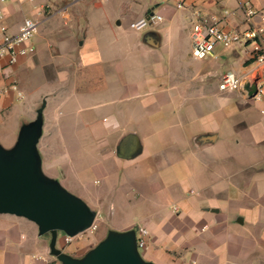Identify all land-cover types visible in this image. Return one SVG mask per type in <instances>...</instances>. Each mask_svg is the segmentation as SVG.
I'll return each instance as SVG.
<instances>
[{
  "label": "crops",
  "instance_id": "1",
  "mask_svg": "<svg viewBox=\"0 0 264 264\" xmlns=\"http://www.w3.org/2000/svg\"><path fill=\"white\" fill-rule=\"evenodd\" d=\"M98 1L139 16L129 23L136 31L121 36L101 9L102 36L88 34L96 19L86 10L101 7L94 0L1 4L11 34L25 18L39 20L34 52L13 64L0 58V85L16 84L0 96L1 150L13 151L40 112L41 177L85 200L104 231L66 242L64 232L41 234L0 213V264H62L59 254L84 264L137 226L148 230L140 263L264 264V100L218 89L225 71L245 77L264 37L196 59L191 23L181 36L163 0L149 1L162 19L139 29L130 24L151 14L147 3ZM185 1L192 19L197 7L224 30L247 27L248 0ZM250 1L264 11V0Z\"/></svg>",
  "mask_w": 264,
  "mask_h": 264
},
{
  "label": "water",
  "instance_id": "2",
  "mask_svg": "<svg viewBox=\"0 0 264 264\" xmlns=\"http://www.w3.org/2000/svg\"><path fill=\"white\" fill-rule=\"evenodd\" d=\"M243 88L251 97L256 88L245 83ZM40 112L36 120L24 128L13 151L0 149V213L25 217L37 224L41 234L62 231L74 236L89 228L94 215L76 196L58 184L44 180L38 173L39 157L36 142L39 135ZM62 264H80L59 254ZM84 264H145L122 240H109L98 245Z\"/></svg>",
  "mask_w": 264,
  "mask_h": 264
},
{
  "label": "built area",
  "instance_id": "3",
  "mask_svg": "<svg viewBox=\"0 0 264 264\" xmlns=\"http://www.w3.org/2000/svg\"><path fill=\"white\" fill-rule=\"evenodd\" d=\"M7 1L8 0H0V58L6 57L8 63L13 64L20 56H25L34 52L31 39L37 31L39 20L25 18L17 34L9 33L4 23V12L1 6L2 3ZM183 6L184 0H179L176 3L177 8ZM242 9L247 27L244 29L224 30L218 25L216 20L207 18L202 14L201 10L197 7H193V21L191 22L190 29L192 56L196 59H203L212 55L217 46L230 48L236 44L254 42L257 39L263 38L264 11L255 8L250 0L242 5ZM255 18H257V21H255ZM161 19L162 16L160 14L151 13L146 19L143 18L130 25L131 27L139 29L148 21L153 22ZM245 83L255 85L256 90L251 98L257 101L264 100V52H260L255 56L254 66L247 72L245 77L239 76L230 70L221 74L218 80V89L221 91L242 90L247 93L243 88ZM10 88L16 89V84L11 83L8 86L0 85V96L6 93ZM18 93L20 95V92ZM174 209L176 208L174 207ZM95 220L94 218L90 227L84 231L93 230L96 227ZM136 231L137 244L140 248H144L146 246L148 230L144 227L137 226ZM74 236L66 235V242L71 241Z\"/></svg>",
  "mask_w": 264,
  "mask_h": 264
},
{
  "label": "rangeland",
  "instance_id": "4",
  "mask_svg": "<svg viewBox=\"0 0 264 264\" xmlns=\"http://www.w3.org/2000/svg\"><path fill=\"white\" fill-rule=\"evenodd\" d=\"M126 1H128V0H126ZM131 1H135L136 3H142V4H144V3L146 4L147 3L148 10L151 13H156L157 12V8L155 7V5H150L149 4L150 0H131ZM188 1L189 0H186L185 2H188ZM112 2L113 1H109L108 2V1L94 0V3H99L101 7L100 8L99 7L95 8V7L91 6L89 8V10H86V13L88 14V15L86 14L87 17L91 15V16H93L96 19V20L93 19V23L88 26V34L89 33H91V34L94 33V37H96L98 39L102 36V34H103V28H102V23H101L102 21L100 20V18H97V16L95 15V13L98 12L99 10H101V9L102 10H106L109 13L111 24H115L117 20L120 22V24H118L116 26L113 25V26L115 28V31H117V33L120 34L121 36L122 35L123 36L127 35V33H129V32L136 31V30H134V29L129 27V23L131 21H133V20L138 19L139 16L136 17L134 13L132 14V16H128V15L117 16L118 10L120 8V3H112ZM163 2H165V4H166L165 8L168 9V12L171 13V14L173 13L174 22L178 26L179 31H180L179 34L182 36L183 32L181 30L184 29V33L186 35L187 34V29H188L187 26L193 21L191 15H190V11L187 8H185V7L180 8V9H175L176 0H163ZM77 23L84 27V25L87 24V21L85 23V19L82 17V18H80L78 20ZM149 26H155V25L153 23L147 24L141 30L143 31L144 29H146ZM40 132H42L41 128H40ZM0 149H1V146H0ZM37 155H38V157H40L39 156V152H37ZM51 172L54 173L56 175V177L59 175L52 168H51ZM38 173H39L40 177H41V175L44 174V170H43L42 166H38ZM55 179H57V178H55ZM68 193H70V192H68ZM70 194H72V195L76 196L77 198H79V196H77V194H75L74 192L70 193ZM79 199L82 200V202H84V204L86 206L88 205L87 202H85V200H83L81 198H79ZM87 207H89V206H87ZM92 213L95 216V212L93 210H92ZM106 219L107 220H110V219L112 220V218H106ZM119 219L121 220V218H119ZM98 220H99V218L95 220L96 227L93 230L83 231V232L77 234L76 238L89 239V238H93L92 237L93 235H95V236L101 235V237H103L102 233L104 231V226H102L101 223L98 224ZM60 232H62V231H60ZM122 233H123L122 236H124V238L129 241L130 247L133 250L134 254L137 257H139L142 248H140L138 246V244H137V231H136V229L131 227V228H128V229L124 230ZM73 238H75V237H73Z\"/></svg>",
  "mask_w": 264,
  "mask_h": 264
}]
</instances>
